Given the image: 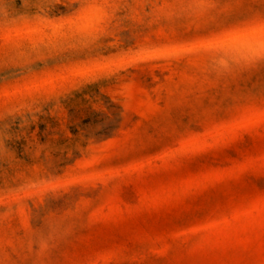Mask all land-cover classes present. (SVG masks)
<instances>
[{
  "label": "rangeland",
  "instance_id": "obj_1",
  "mask_svg": "<svg viewBox=\"0 0 264 264\" xmlns=\"http://www.w3.org/2000/svg\"><path fill=\"white\" fill-rule=\"evenodd\" d=\"M0 264H264V0H0Z\"/></svg>",
  "mask_w": 264,
  "mask_h": 264
}]
</instances>
